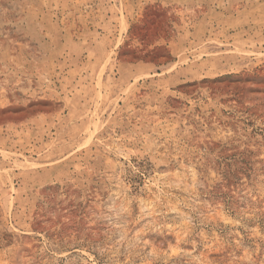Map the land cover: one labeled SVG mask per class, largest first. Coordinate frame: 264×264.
I'll return each instance as SVG.
<instances>
[{
  "label": "rangeland",
  "instance_id": "1",
  "mask_svg": "<svg viewBox=\"0 0 264 264\" xmlns=\"http://www.w3.org/2000/svg\"><path fill=\"white\" fill-rule=\"evenodd\" d=\"M0 264H264V0H0Z\"/></svg>",
  "mask_w": 264,
  "mask_h": 264
}]
</instances>
